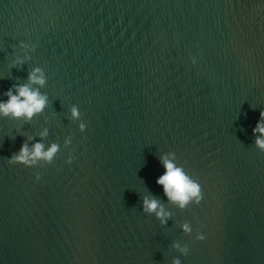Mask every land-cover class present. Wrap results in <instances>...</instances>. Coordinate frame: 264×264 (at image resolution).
Listing matches in <instances>:
<instances>
[{"label":"water","instance_id":"95a60500","mask_svg":"<svg viewBox=\"0 0 264 264\" xmlns=\"http://www.w3.org/2000/svg\"><path fill=\"white\" fill-rule=\"evenodd\" d=\"M23 85L46 102L0 113V264H264V0H0V102Z\"/></svg>","mask_w":264,"mask_h":264},{"label":"clouds","instance_id":"9594fccd","mask_svg":"<svg viewBox=\"0 0 264 264\" xmlns=\"http://www.w3.org/2000/svg\"><path fill=\"white\" fill-rule=\"evenodd\" d=\"M36 72H39V69L34 70L29 79L32 82L43 84L42 76H37ZM7 95L9 97L8 101L0 102V113L4 115L11 114L15 117L26 116L31 118L33 114L43 109L46 102L45 97L41 96L38 91L30 89L27 85L19 86L17 88V94H12L11 90H9ZM73 115H77L75 108L73 109ZM254 131H259L264 134V125L258 123L257 129ZM257 144L264 148V140L258 138ZM42 148L43 146L37 143L34 145L33 151L29 153L27 146H24L21 148L20 155L16 159L26 161L29 155L51 159L57 151L55 144L46 152L42 151ZM161 159L165 167V173L158 178L157 183L163 186L166 196L171 201L178 202L183 206L188 202L190 197L198 195L199 186L191 181L183 170L176 167L172 161L166 157H162ZM144 206L148 211H156L158 217L168 215L156 199L145 198ZM157 209L159 210L157 211Z\"/></svg>","mask_w":264,"mask_h":264}]
</instances>
